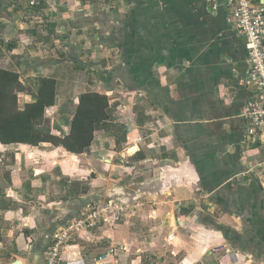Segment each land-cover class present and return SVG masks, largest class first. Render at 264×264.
<instances>
[{"label":"crops","instance_id":"crops-1","mask_svg":"<svg viewBox=\"0 0 264 264\" xmlns=\"http://www.w3.org/2000/svg\"><path fill=\"white\" fill-rule=\"evenodd\" d=\"M209 5L0 0V68L28 89L20 106L51 77L54 135L83 93L106 94L110 110L80 154L0 143V249L27 246L43 264L37 248L106 197L128 217L76 239L64 264H94L106 246L116 253L101 264H264V134L242 117L259 89L240 83L248 41Z\"/></svg>","mask_w":264,"mask_h":264},{"label":"trees","instance_id":"trees-1","mask_svg":"<svg viewBox=\"0 0 264 264\" xmlns=\"http://www.w3.org/2000/svg\"><path fill=\"white\" fill-rule=\"evenodd\" d=\"M114 77L112 73L108 82ZM27 90L18 73L0 68L1 144L51 143L80 154L93 143L96 130L110 120L108 96L98 92L83 93L78 98L69 133L63 137L54 135L46 111L55 104L56 80L41 77L33 101L20 106L19 94ZM45 247L41 244L37 250L44 253Z\"/></svg>","mask_w":264,"mask_h":264},{"label":"built area","instance_id":"built-area-1","mask_svg":"<svg viewBox=\"0 0 264 264\" xmlns=\"http://www.w3.org/2000/svg\"><path fill=\"white\" fill-rule=\"evenodd\" d=\"M212 11L219 6L230 12V18L238 32L249 44L248 62L250 72L241 80L243 86L259 89L256 98L248 101L242 117L247 135L256 137L264 134V5L253 0H206ZM35 2L32 1L31 5ZM132 206L117 199H101L82 209L77 217L65 224L47 247L43 264H64L67 254L76 239H86L90 233L104 227H113L126 217ZM115 246L103 252L94 264H101L114 256Z\"/></svg>","mask_w":264,"mask_h":264},{"label":"rangeland","instance_id":"rangeland-1","mask_svg":"<svg viewBox=\"0 0 264 264\" xmlns=\"http://www.w3.org/2000/svg\"><path fill=\"white\" fill-rule=\"evenodd\" d=\"M106 197H102L101 199H104ZM99 199V200H101ZM106 249H108V247L106 246L105 248L103 247V249H99V253L96 250V255L102 254L103 252L106 251ZM31 250L25 246V247H16V246H7V248H1L0 249V264H11V262H13L15 259L20 258L22 259L25 264H31V262L29 261L30 259V252ZM46 254V251H45ZM37 262V260L34 259V263L35 264ZM37 264V263H36Z\"/></svg>","mask_w":264,"mask_h":264},{"label":"water","instance_id":"water-1","mask_svg":"<svg viewBox=\"0 0 264 264\" xmlns=\"http://www.w3.org/2000/svg\"><path fill=\"white\" fill-rule=\"evenodd\" d=\"M11 264H25V262L22 259L17 258L13 262H11Z\"/></svg>","mask_w":264,"mask_h":264}]
</instances>
